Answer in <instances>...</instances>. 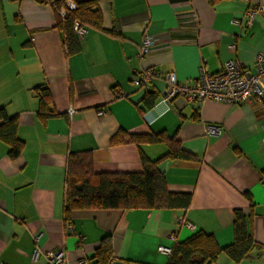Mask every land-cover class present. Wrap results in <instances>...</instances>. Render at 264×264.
<instances>
[{
  "label": "crops",
  "instance_id": "1",
  "mask_svg": "<svg viewBox=\"0 0 264 264\" xmlns=\"http://www.w3.org/2000/svg\"><path fill=\"white\" fill-rule=\"evenodd\" d=\"M55 1L57 8L38 0H0V110L17 119L24 143L12 158L0 141V264H45L46 253L58 248L70 264L86 256L98 264L95 252L109 236L112 263L168 264L170 255L159 248L172 251L199 231L222 248L232 244L237 210L256 245L240 264H264V109L181 96L168 104L164 76L145 88L133 83L149 69L188 82L202 63L219 73L229 60L254 72L264 53V0L254 3L261 10L251 28L245 23L254 4L242 0H74L95 2L90 10L99 11L102 27L87 26L73 54L58 14L64 0ZM145 34L157 42L141 58ZM43 90L50 96L46 118ZM209 127L220 132L209 134ZM141 135H165L195 157L158 166L167 192L192 195L190 207L75 210L66 221L69 156L90 153L98 174L142 172V155L154 162L169 147L131 140ZM214 264L235 263L221 254Z\"/></svg>",
  "mask_w": 264,
  "mask_h": 264
},
{
  "label": "trees",
  "instance_id": "2",
  "mask_svg": "<svg viewBox=\"0 0 264 264\" xmlns=\"http://www.w3.org/2000/svg\"><path fill=\"white\" fill-rule=\"evenodd\" d=\"M95 2L78 4V10L63 20L61 26L65 35L64 44L69 54L79 51L78 39L73 31V21L81 20L86 26L101 29L102 16L99 11H91ZM58 7V6H57ZM61 7V4L59 5ZM40 88H36L37 92ZM49 94L43 90L40 97V110L44 118L49 115ZM152 95H147L148 101ZM152 100H155L153 97ZM149 107L154 102L148 103ZM0 141L10 147V155H21L24 143L18 139V121L8 118L0 110ZM123 134V133H122ZM121 134V135H122ZM138 144L164 142L169 152L157 161H150L142 155L143 171L138 173H96L92 155L88 152L71 154L68 159L66 179V201L64 215L66 221L75 210H152L162 206L186 210L192 203V195L169 193L166 190L164 175L158 166L165 159L193 160L195 157L183 150L181 145L165 135L132 136ZM117 141V137L113 142ZM256 245L248 230V223L242 211L235 212L234 240L226 247H220L214 236L199 231L184 241L177 242L168 264H214L221 254L227 255L235 264L248 259ZM112 242L109 237L102 240L95 252L98 264H112Z\"/></svg>",
  "mask_w": 264,
  "mask_h": 264
},
{
  "label": "built area",
  "instance_id": "3",
  "mask_svg": "<svg viewBox=\"0 0 264 264\" xmlns=\"http://www.w3.org/2000/svg\"><path fill=\"white\" fill-rule=\"evenodd\" d=\"M41 3L57 8L55 0H38ZM254 4L256 0H242ZM78 10V3L74 0H64L58 14L62 20L66 19L70 14ZM261 7L254 4L247 12V21L245 23L247 28H251L254 24L255 18L258 15ZM194 20H198L194 14ZM73 31L78 41L86 38L88 34V27L79 19L73 21ZM198 33V27L195 29ZM157 39L148 34L144 35L143 44L139 52L141 58L148 56ZM255 71L253 72L243 62L239 60H229L225 63L224 69L219 73H212L209 71L207 64L202 63L195 78L188 82L179 81L175 74L168 73L162 75L160 71L149 69L142 76L134 79L133 83L138 88H145L152 82L153 79H160L164 76L167 81V89L164 93V102L171 103L177 97H185L189 102L200 101H217L224 104L240 105L250 103L255 109H264V53L259 54L255 59ZM121 97V93L117 94ZM70 115L74 114V110H70ZM98 114L104 116L106 111L99 110ZM264 124V117H263ZM220 131L218 128L209 127V134H216ZM188 228L192 225L186 223ZM67 231L74 234V229L68 223ZM176 239L174 235L170 236ZM76 241L79 243L80 238L76 236ZM159 251L164 254L171 255L172 251L169 248L161 246ZM39 250L36 249L33 255V261L37 260ZM94 256H86L78 261L77 264H93ZM45 264H70L68 255L63 249H55L46 253Z\"/></svg>",
  "mask_w": 264,
  "mask_h": 264
},
{
  "label": "water",
  "instance_id": "4",
  "mask_svg": "<svg viewBox=\"0 0 264 264\" xmlns=\"http://www.w3.org/2000/svg\"><path fill=\"white\" fill-rule=\"evenodd\" d=\"M112 264H126V263L122 261H116V262H113Z\"/></svg>",
  "mask_w": 264,
  "mask_h": 264
}]
</instances>
